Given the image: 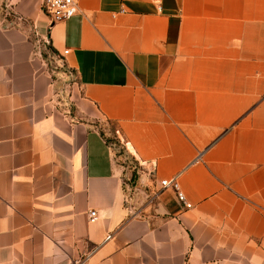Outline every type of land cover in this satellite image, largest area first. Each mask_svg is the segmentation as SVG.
I'll return each instance as SVG.
<instances>
[{"label": "crops", "instance_id": "obj_1", "mask_svg": "<svg viewBox=\"0 0 264 264\" xmlns=\"http://www.w3.org/2000/svg\"><path fill=\"white\" fill-rule=\"evenodd\" d=\"M79 10L0 0V264H264V0Z\"/></svg>", "mask_w": 264, "mask_h": 264}, {"label": "built area", "instance_id": "obj_2", "mask_svg": "<svg viewBox=\"0 0 264 264\" xmlns=\"http://www.w3.org/2000/svg\"><path fill=\"white\" fill-rule=\"evenodd\" d=\"M42 11L50 19L52 24L70 20L79 13V0H41ZM42 44H46V41H38V48ZM69 51H65L68 54ZM119 132H117L118 134ZM163 188H172L176 193L178 200L184 205L186 209H190L192 206L187 202L185 194L182 192L178 177H174L171 180H165L161 182ZM98 218V213L93 210L89 214V222L93 223ZM109 238V237H108ZM78 264H84L81 261Z\"/></svg>", "mask_w": 264, "mask_h": 264}, {"label": "rangeland", "instance_id": "obj_3", "mask_svg": "<svg viewBox=\"0 0 264 264\" xmlns=\"http://www.w3.org/2000/svg\"><path fill=\"white\" fill-rule=\"evenodd\" d=\"M62 107L63 108H69V103L68 102H63L62 103ZM119 151H120V154L122 155V156H124V157H126L125 155V152L122 150V149H119ZM130 167H131V172H132V181L130 182V183H132L133 184V182L134 181H136V179H137V170L135 169V166H134V164H133V162H131L129 159H126V161H125Z\"/></svg>", "mask_w": 264, "mask_h": 264}]
</instances>
